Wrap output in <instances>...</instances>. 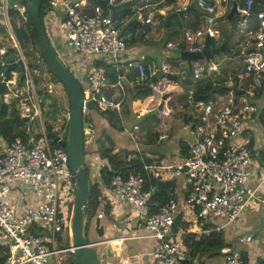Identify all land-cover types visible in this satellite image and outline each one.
I'll use <instances>...</instances> for the list:
<instances>
[{"label": "built area", "instance_id": "1", "mask_svg": "<svg viewBox=\"0 0 264 264\" xmlns=\"http://www.w3.org/2000/svg\"><path fill=\"white\" fill-rule=\"evenodd\" d=\"M120 1L131 2L127 19L114 15L108 7L98 4L89 7L85 0H47L48 9L43 18L45 29L50 27L51 21H55L65 45H70L82 62L79 67L71 61L70 66L76 78L85 79L81 84L83 113L89 114L88 103H92L100 113H119L125 99V84L147 85L152 91L166 96L153 109L158 110V115L171 118L167 93L169 88L179 85L180 79L177 74L169 72L168 61L173 59L175 51L180 55L182 51L201 53L209 48L208 40L218 34L214 29L218 5L213 0H189L181 7L180 10L184 11L188 6L195 5L201 11L202 23L194 29L183 28L176 42L167 41L165 48L170 55L167 52L163 60L156 62L144 52L130 51L122 34L129 20L135 19L142 24V33H145L146 26L159 22L155 13L147 12L151 3L148 0ZM108 4H115V0H108ZM252 4L253 0L237 2L233 14L236 19L233 23L229 21V28L240 35L238 57L242 60V68L225 79V93L219 101L196 104L200 108L195 116L192 138L189 139L188 156L166 163L143 162V170L152 179L166 182L183 179L182 183H175L168 192V200L157 205L155 210H152L155 203L151 201L154 186L144 189L140 171L127 176L121 173L114 175L110 187L105 189L119 196L128 206L130 213L127 220L139 232L134 238L143 237L151 241L152 264H179L189 259L183 239L185 236L190 233L208 234L229 226L250 202L258 207L264 205V175L254 180L252 163L256 160L249 142L250 131L256 123L252 117L256 106L251 101L264 85V11L253 13ZM16 5L22 8L18 0ZM10 11L7 0H0V27L6 30L15 45L18 59H22L12 33ZM55 12L61 13V17L57 18ZM1 47L0 59L7 50ZM95 60H102L110 68L106 71L102 65L97 66ZM201 63L207 67V77L221 73H213V63L200 59L191 61L190 65L178 62L179 66H183L178 75L181 79L185 78L187 67L191 66L193 75L198 77ZM0 64L3 66L4 63ZM25 74L32 85L27 67ZM9 78L5 83L7 89L12 90L16 81ZM3 80L4 71L0 72V81ZM118 90L122 92L121 97L116 96ZM2 100L4 102V95ZM145 113L147 111L141 109L138 115ZM32 119L30 117V121ZM30 128L27 127V134ZM39 134L35 137L30 132L26 138L17 137L9 144L0 139V246L5 257L4 264H47L50 257L55 264H59L60 254L72 256L71 219L75 181L69 158L65 148L49 137L43 124ZM56 135L63 138L65 134ZM134 158L129 154L127 160ZM105 165L103 161L99 168ZM60 187L69 195L65 200L60 199L65 196L60 194ZM70 191H74V196L70 197ZM62 202L63 208L68 206L65 212L61 210ZM181 207L191 210V221L197 226L173 229ZM95 217L104 218V212H97ZM127 229L116 226L113 232L103 226L102 239L90 244L97 248L106 244L118 256V246L131 238L126 235ZM61 233L66 234L67 246L56 245V237ZM7 239L11 242L5 248ZM254 239L249 234L237 237L239 242L251 243ZM231 246L227 244L219 251L225 264H264L263 250H254L250 259H244L241 252ZM260 246L264 249V234ZM194 264H201V259H196Z\"/></svg>", "mask_w": 264, "mask_h": 264}, {"label": "trees", "instance_id": "2", "mask_svg": "<svg viewBox=\"0 0 264 264\" xmlns=\"http://www.w3.org/2000/svg\"><path fill=\"white\" fill-rule=\"evenodd\" d=\"M93 1V0H91ZM171 1V0H168ZM233 1V0H232ZM238 4L242 3L244 0H236ZM117 3H120L121 6H123V11H121V14H114L113 10H110L114 15H118L122 19H127L130 16V10L129 5L131 2H121L120 0H116ZM20 6L25 5V0L19 1ZM192 8H189L188 6L187 10L184 11H191L197 16L198 19H196L193 29L197 28L199 24V18H201V11L195 6L191 5ZM48 9V3L47 0H43V3L40 8V16L41 19L44 18L46 11ZM252 11L253 13H257L259 11H264V0H253L252 4ZM234 15L231 18V23H233ZM10 23H11V29L12 33L15 37V40L17 42V45L19 47V50L23 57L28 58L27 67L31 71L30 74L33 83L38 82L41 79H44V73L50 75V80L54 82H59L56 76L49 70L48 66L46 65L41 50L39 48L38 44V37L33 27V21L32 18L28 13H16L14 11H10ZM170 26V23L167 27ZM144 28L142 24H140L137 20H129L126 27L123 29L122 34L125 37V41L127 44L131 45L133 43H138L139 40L143 41V38L148 33L149 26H146L145 33L141 32L140 28ZM161 27H165V19L161 21ZM181 27H189L188 21H185L182 23ZM57 27H55L56 29ZM192 29V27H191ZM0 34L5 35L6 30L2 27H0ZM57 36H60L58 33ZM61 38V36H60ZM225 42V49L224 53L231 56L234 55L231 52V46ZM212 44H214V41L212 39L208 40L207 47H210ZM5 46L6 52L0 59V63H13L18 60V57L16 54H18V51L13 45V43H7L3 38H0V47ZM219 46V45H218ZM24 49V52L22 51ZM143 51H138V53ZM145 53V52H144ZM177 52L175 51L172 56L176 58ZM148 55V54H147ZM152 59V58H151ZM71 61H75V65H80V63L76 62L75 56L72 57ZM68 62V66H70V63ZM78 63V64H77ZM95 64L102 65L104 69L107 71L108 68H110V65L105 66L102 62V60H95ZM201 74L198 77H195L193 75V69L192 67H187L186 70V76L185 78L181 79L182 77L180 75H176L180 79V83L175 88H169L167 95L170 97L168 105L169 108L172 111V115L177 121H179L183 126H187L190 123V129H193L194 122H195V116L199 110V106H196V104L199 103H210L219 101L220 98L224 95L225 90L223 83L225 82V79L228 78L230 73H236L240 71L242 68V65L239 68H233V70L230 72L229 70H223L221 73L217 76H206L207 74V67H205V63H201ZM79 66V67H80ZM38 70V72L35 69ZM4 70V67L0 64V72ZM28 70V71H29ZM14 71L19 72V78L17 81V84L19 87H23L26 81V74L25 70H22L18 65L14 68ZM37 72V74H36ZM30 73V72H29ZM46 74V76H47ZM42 82V81H41ZM64 88V87H63ZM65 90V88H64ZM125 99L123 100L122 109L119 113L115 114V112L112 113H100V118L106 119L109 127L112 130L116 131H123L125 129L124 122L122 119L125 118V121H128L127 124L129 127L132 126V118L139 116V110L145 109L147 113H145L142 116H139L138 121L143 123L141 125V132L144 131V133H149V130L151 128V124H155V126H158L166 121H168L167 117L158 115V110L153 109L155 108L159 103H161L164 99L163 95H160L154 91H152L150 88H148L147 85H128L125 84ZM7 89L0 90V139L4 141V143H11L15 138L21 137L22 139L26 138L30 132L33 136L39 137L40 130H33L30 128L29 134H27V127H28V121H24L23 117L20 115L19 110L16 108L15 103L17 102L18 96H13L11 101L9 103H5L2 100V96L7 93ZM66 91V90H65ZM39 96L42 94L40 91H38ZM46 95L48 96V93L46 92ZM264 97V85L262 88L258 91V95L255 97L251 103L256 106V110L253 114V120L256 122L254 126L258 128L264 127V104H261L260 101ZM192 102V103H189ZM53 106V114L58 112V107L56 106L55 100H52ZM40 106H43V102H41ZM68 110H70V102L68 98ZM129 115V116H127ZM120 116V117H119ZM135 119V118H134ZM65 121V120H64ZM147 122V123H144ZM66 127L67 122L65 121ZM45 131L47 133H51L52 126L47 124L45 125ZM182 128V126H181ZM99 135L96 138V143L99 145L98 148L95 150V153L99 156L100 159L104 160L106 162V165L102 168H99L98 170V178L91 181L89 170L85 165L86 173L89 177V193H88V201H87V223L91 220V218L94 216L98 203L100 202L99 197L102 196V188H109L111 184L112 177L118 173H121L123 176H127L129 173H137L141 172L142 178L144 181V189L147 190L149 185L154 186V190L151 193V201L155 203L153 205L152 210H155L158 206L161 205L164 202L168 200V192L169 190L175 185V182L171 181H159L157 179H152L150 175L143 170V162L145 164H151L155 159L148 158L147 156L140 155L138 152L132 149H128L125 147H117L118 151L116 150V145L114 144V139L111 138L110 135H105V140L110 142L108 146H102L105 145V142L103 141L102 135L105 132V128H101L99 130ZM181 135H182V131ZM65 135H66V128H65ZM153 137L149 138L148 141L151 143H155L156 139L158 138V135L153 132ZM102 138V140H101ZM192 136L190 137V139ZM163 139L166 140V137ZM161 142L162 139H159ZM190 141V140H189ZM189 141H186L183 139L182 136L177 139V148L181 156H188L189 154ZM250 145L253 146V152H254V159L262 162L263 161V155L264 152L261 147H258L256 143H254L253 138H250L249 140ZM113 143V144H112ZM158 143V141H157ZM64 149V148H63ZM264 149V148H263ZM119 153H122L123 155H119ZM84 154L86 155V152L84 151ZM129 154H135V158L131 161L127 160V157ZM164 157V154H161L160 158ZM110 208L109 205L104 206L105 211H108ZM86 223V224H87ZM197 226L194 222H183L181 221V215H178L176 222L174 224L173 229L177 230L181 227H188V226ZM184 244L187 247V252L190 254V258L187 260H182L179 264H192L193 258L196 256H201L203 254H213L220 251L221 248H223L225 245H227L226 238L223 235V232L221 231H212L208 234H202L199 238L196 237L195 233H190L184 238ZM241 256L244 259L246 258V254L241 253ZM5 257L2 253V246H0V264H4Z\"/></svg>", "mask_w": 264, "mask_h": 264}, {"label": "rangeland", "instance_id": "3", "mask_svg": "<svg viewBox=\"0 0 264 264\" xmlns=\"http://www.w3.org/2000/svg\"><path fill=\"white\" fill-rule=\"evenodd\" d=\"M18 1H21V0H18ZM55 14H56L57 18L61 17V13L58 14L55 12ZM223 19H224V22H220L218 24V26L221 29V30H219V32L221 31V38H222L221 40L219 39V41H218V43H220V44L224 42V38H225L224 34H227L228 36H230V34L235 32L234 30L230 31L229 29L225 31V28L227 25L226 20H228V18L225 15H223ZM235 19H236V17L234 16L233 20H235ZM228 23H229V21H228ZM55 27H57V23L55 21H51L50 27L46 29L47 35H54L56 37V35H58V30H57V28L55 29ZM7 34L8 33H6L5 35L0 34V38H3L5 40V42H7V43H11L12 41H11L9 35H7ZM53 41L57 42L58 40H53ZM15 42H16V40H15ZM16 44H17V42H16ZM1 48H6V47L2 46ZM54 49L57 52L60 59L64 62V64L71 70V72H72V67L68 66L67 64L69 61L72 60L73 56H75L76 62L82 63L79 56L76 55L66 45H62L61 48H56L54 46ZM22 51L24 52V49H22ZM16 56L18 57L19 54H16ZM223 57H224V52H221L220 54L215 55L213 57V59L210 61V63H216V62H218V60L222 61ZM157 59H158V57L155 58V60H157ZM21 60L23 61L24 66L26 68L28 58L26 57V59H25V57H23V55H22ZM169 60H170V61H168L169 72H171L173 74H178L180 71V68L183 67V66H179L178 62L185 64V65L191 64V63L187 64L186 61L183 60L181 58V55H179V54H177L176 58L174 56L173 59H169ZM27 69H28V67H27ZM33 69H35V68H33ZM23 70H25V69H23ZM35 70L38 72L37 69H35ZM76 70L80 73V71L78 69H76ZM29 72H30V74H33V75L35 74L33 72L31 73L30 70H29ZM37 72H36V74H37ZM46 74L44 73L45 78L41 79L42 82L39 80L38 82L32 83V85H31V83L27 79L25 81L26 85H24L23 87H19L17 84V81L19 78V72L12 70L9 74V77L12 78V80H15L16 83L13 86V88H11L12 90H9L6 88L8 91L6 94H4V97H5L4 102L5 103L9 102L10 99H12L14 95H17L18 99H17V102L15 103V106L19 110V113L21 116L28 117V124H29L28 126H30L31 129L39 131L42 128V124L44 127H45V125L49 124L52 126L53 133H55V134L59 133L61 135H64L65 134V128L67 130V127H66V124H65V121H64V118L62 115L69 111L68 110V95H67V92L64 90V88L60 82H54V81L50 80V78H51L50 75L47 74V76H46ZM77 79H78V82L80 84L85 82L84 77H82V78L77 77ZM32 86H33V88H32ZM38 91H40L42 93L40 96L38 94ZM46 92L48 93V96L46 95ZM52 100H55L56 106L58 107V112L55 114H53V112H52V110H53V106L51 105ZM41 102H43V106H40ZM108 113H112V111H110ZM108 113H106V114H108ZM115 114H117V113L115 112ZM89 116H91V118L93 119V121L95 123V128L93 130V133H91V138L87 139L86 143H85L84 151L86 152L87 155L92 153V151H94V153H95V150L98 148L97 145H99V143L98 144L96 143V138L99 135V132H100L99 130L101 128H105V132L102 135V138H103V141L105 142V145H103V143H102V146H108L110 144V142L105 140V135H110L112 139H114V137L117 138V141L116 142L114 141L116 148L125 146V148H128V149H132V150L136 149V152H138L140 155L146 156V154L148 153L147 155L150 158H151V153H150V150H147L148 149V148H146L147 146H152V148L155 149L154 151H156L158 153L170 155V153L172 151H174L175 145L177 146V139L181 136L180 131H182V133H183L182 137L186 141H188L187 139L191 137L192 131H193V129H190V123L187 126H183L173 116L171 118H168V121H166V122H164L158 126H155V124H151V128L149 130V133H144V131L141 132L140 129L142 128L141 125L143 123L138 121V120H140V119H138L139 116L136 117L135 115H132V116H134L135 119L134 118L131 119L132 120V122H131L132 126L131 127L128 126V124H127L128 121H125V118L122 119V121L124 122L125 129L123 131H120V132L116 131V130H112L109 127L106 119H104V118L102 119V118H100V115L99 116L97 115L96 109L90 111ZM127 116H129V115H127ZM30 117L33 118L31 121H30ZM144 123H147V122H144ZM181 126H182V128H181ZM262 131H263V129H260V128L254 126V128L252 130V134L254 136L258 137L259 141H261V140L263 141L262 134H261ZM153 132H155L158 135V138L156 139L155 143H151L148 141L149 138L153 137L152 136ZM248 135L249 134L247 133V136ZM161 137H166L165 142L161 143L159 141V139ZM102 138H101V140H102ZM128 141H129V143H128ZM157 141H158V143H157ZM134 147H135V149H133ZM131 155L135 156V154H131ZM94 163L98 165L99 162L95 161ZM85 165L89 170L91 181L98 178L97 172L90 170L88 160L85 161ZM252 165H253L254 171H257V169H258L257 164H255V162L253 161ZM61 193L65 194V196L60 197V199L65 200L69 197L66 190L62 187H60V194ZM69 193H70V197L74 196V191H70ZM62 205H63V202L61 204V210L63 212L67 211L68 206L66 208H63ZM258 211H259V207L254 202H250L246 206V208L244 209V212H243L244 215L241 216L242 218H240V220L235 221L233 224L229 225L227 228L235 229V227L237 226L238 223L241 226V228L242 227H249L250 224H252V226H253L252 228H254V227L257 228L256 227L257 226L256 220H258V215H259ZM262 211H263L262 214L264 217V205L262 207ZM222 222H224V220ZM126 223L123 222L121 224V226L124 229H127V227H126L127 225L125 226ZM128 230L130 232V228ZM240 233L241 232L238 231L235 234H240ZM85 234L87 235L89 242H96V241H100L102 239V236L99 237L97 235L93 220L92 221L90 220L86 224ZM130 234H131V232H130ZM263 234H264V232H263ZM10 242H11V240H8V239L6 240V242L4 244L5 248H6L7 244ZM135 242H136L135 240L126 242V245H129V247H130L129 253L134 252L132 250V247L134 246ZM67 244H68V239L66 238V234L65 233L58 234L56 237V245L58 247H64V246H67ZM235 244H236V249L238 251L240 248L246 247V245L240 243L238 240H235ZM106 247L107 246H100L98 248L92 247V249L97 252L99 258L103 261L101 264H107L108 263L106 251L104 250ZM138 252H139V250L136 248L135 254H137ZM59 257H60L59 264H72V256L71 255L60 254ZM195 259H201L202 264H220V263H224V261H225L223 255L220 252L213 253V254H203L201 256L198 255L195 257ZM112 262H113V264H117L118 260L116 258H114V259H112ZM47 264H55V263H54L53 259L50 257V258H48ZM192 264H194V263H192Z\"/></svg>", "mask_w": 264, "mask_h": 264}, {"label": "crops", "instance_id": "4", "mask_svg": "<svg viewBox=\"0 0 264 264\" xmlns=\"http://www.w3.org/2000/svg\"><path fill=\"white\" fill-rule=\"evenodd\" d=\"M86 3L88 4V6L90 7L93 4H96V0H85ZM151 3V7L148 9L147 12H151V13H155V16L158 18L159 22L157 21L156 24L154 25H149V30L148 33L145 35V37L143 38V41H140L138 43H133L131 45H128V48L130 51H143L146 54H148V56L150 58H152L153 60H155V58L158 57L157 60H155L156 62L163 60L167 54V50L165 48V44L167 41H173L176 42L178 35L180 34L181 30L185 27H181L182 23H184L185 21H188L190 28H193L194 23L196 22L195 20L198 19L197 16H195V14L193 12L189 11H181L180 8L187 5L189 0H148ZM214 2L217 3L218 7H217V11H216V19H215V23H214V29H216L218 31V34L215 38H213L212 40L214 41V45L215 47H218V45L220 43H218L219 39L221 40V31L219 32L220 27L218 26V24L220 22H224L223 19V15H225L227 17V14L229 13L230 9L229 6L232 5V0H213ZM113 6V11L114 14H121L120 12L123 11V6H121L120 3H117L115 0V4L112 5ZM191 8V6L189 7ZM172 14V16L169 19V22L167 25H165L166 28H162L161 27V21L163 19H165L166 22V16ZM227 21V25L225 28L226 30H230L233 31L232 29L229 28L230 24L228 23L229 20ZM170 23V26L167 27ZM202 23V18H199V24L198 26H200V24ZM197 26V27H198ZM51 44L53 45V47L55 46L56 48H61L62 45H65L64 41L62 40V38H60V36L55 37L54 35H48ZM224 41H226V43H228L231 46V52L234 55H227L224 53V57L223 60L220 61L218 60V62H216V64H212L213 65V70L215 72L213 73H220L223 70H229L230 72L233 70V68H239L242 65V60L238 57L239 54V47H238V41L240 39V35L236 34V32H233L232 34H230V36H228L227 34H224ZM53 40H58L57 42H54ZM221 44H225V42L221 43ZM220 44V45H221ZM170 55V52H168ZM173 58V57H172ZM231 74V73H230ZM117 97H121L122 96V92L120 90L117 91ZM260 103H264V97L261 99ZM263 129L262 131V139L263 141H259L258 137L254 136L252 134V130L250 131V138H253L254 143H256V145L258 147H261L264 143V127L260 128ZM183 135V133H182ZM181 135V136H182ZM162 139L161 143L165 142V139ZM179 139V138H178ZM190 138H188L187 140L189 141ZM115 142L117 141V138L114 137ZM128 140V139H127ZM86 143V141H85ZM121 143V142H120ZM129 143V141H128ZM118 144V143H117ZM162 145V144H161ZM252 146V145H251ZM125 147V146H122ZM131 147V146H130ZM135 148V147H134ZM146 148H148L147 150H150L151 153V158L155 159V161H158L159 163H166V162H170V161H175L177 158H179L181 155L177 149V146L175 145V149L174 151H172L170 153V155L164 154V157L160 158L162 153H158L156 151H154L155 149L152 148V146H147ZM263 152H264V147H261ZM118 149V148H116ZM94 150V149H93ZM148 154V153H147ZM146 154L147 157H149ZM170 156V157H169ZM150 158V157H149ZM88 160L89 162V167L90 170L97 172L98 174V170L100 167V163L103 162L104 160L100 159L99 156L97 155V153H94V151H92V153H90L89 155H85V161ZM97 161L99 162L98 165L95 164L94 162ZM255 164H257V171L254 172L255 177L254 180H258L261 176L264 175V155H263V161L259 162L256 160ZM183 179H179L177 180V182H175L177 185H180L182 183ZM106 188H102V196L99 197L100 202L98 203V207L97 210L94 214V216L91 218V221L93 220L94 225H95V219H96V213L99 211H103L104 212V218L99 219L100 221V225L107 227L108 230L110 231H115V227L116 226H121V224L123 222H127L125 224V226L129 229L130 228V232L128 231V233H126V235L128 238L126 239L123 244L121 246H118L120 254L117 256L115 255V253H113L112 251L110 252L111 255H107V248L108 246L106 244H104L103 246H107L104 250L106 251V256L108 258V263L107 264H113L112 259L116 258L118 260L117 264H152L153 260L151 257V241L148 238H134L135 235H138L139 232L135 231V225H133L131 222H129V220H127V217L129 215V208L128 206H126L122 200L120 199L119 196L114 195L113 193H111L109 190H105ZM182 192V190H181ZM183 194V192H182ZM109 205L110 208L108 211H105L104 206ZM73 206H74V202H73ZM262 209V207H261ZM73 210V208H72ZM244 212V210H243ZM242 214L235 220H240V218H242L241 216H243L244 214ZM263 213V211H262ZM183 222L184 220H186L185 222L189 223L192 222V212L189 208L187 207H181V213H180ZM263 215V214H262ZM98 219V218H97ZM243 220V219H242ZM241 220V221H242ZM234 221V222H235ZM233 222V223H234ZM258 220H256V225H257ZM220 223V221L218 222ZM232 223V224H233ZM133 225V226H132ZM231 225V224H230ZM132 226V227H131ZM228 226H226L225 228H222L221 233L223 232L224 237L226 238V242L228 245H232L231 247H233L234 249H236V244H235V240H237L236 235L238 231H240L241 233L249 231V230H255L256 228H252V224L249 225V227H242L239 225V223L237 224V226L235 227V229L232 228H227ZM257 227V226H256ZM186 228H193L191 225L186 227ZM204 228H206V226H204ZM241 228V229H240ZM127 229V230H128ZM243 230V231H242ZM203 234H207V233H203ZM116 235V234H115ZM202 234H196V237L199 238ZM135 240V244L132 247V250L134 251L133 253H129V245H126L127 241H133ZM256 237L254 239L253 242H240L244 245H246V247L240 248L239 251L241 253L246 254V258L250 259L252 257V254L254 252V250H263V247L260 246V244L256 243ZM138 249L139 252L137 254H135V249ZM194 260L192 261L193 263L196 262V259L193 258ZM202 264V261H201ZM220 264H225V263H220Z\"/></svg>", "mask_w": 264, "mask_h": 264}, {"label": "water", "instance_id": "5", "mask_svg": "<svg viewBox=\"0 0 264 264\" xmlns=\"http://www.w3.org/2000/svg\"><path fill=\"white\" fill-rule=\"evenodd\" d=\"M17 0H7V5L11 11L17 14L28 13L33 21V27L38 37V44L41 50L43 59L48 66L49 70L56 76L58 81L65 88L69 102L70 110L64 113L62 116L67 122V130L64 138H60L55 133H48L53 142L57 143L60 147L65 148L70 168L73 173L75 181V200L72 210L71 219V246L72 251V264H101L96 251L92 249V246L85 234V226L87 222V201L89 193V177L85 170V154L84 147L85 141L91 138V133L95 128V123L89 114L82 112V90L81 84L77 78L73 75L71 70L60 59L55 51L51 41L46 33L43 19L40 16V8L43 0H25L23 8L19 9L16 5ZM108 0H96V4L102 7H108L113 9L112 5H107ZM237 1L233 0L231 9L227 14V18L230 21L236 7ZM192 8V6H191ZM172 14L166 16L165 25L168 24ZM70 48V45H68ZM225 49V44H221L215 47L212 44L209 48L201 53H193L188 51H182L180 53L181 58L190 64L191 61H197L205 59L206 63L211 61L213 57L220 54ZM18 65L22 70L25 69L24 63L21 59H18L13 63H4V80L0 81V90L6 89V81L9 78V74ZM161 75V74H160ZM166 98V96H164ZM90 111L95 109L92 103L87 104ZM24 121H28V117L23 116ZM259 215L257 228L255 230H249L236 235H253L256 237V243L262 244L263 229H264V217L262 215L261 207H259ZM95 230L99 237L103 236V226L100 225L99 219H95ZM108 246V245H107ZM110 246L107 248V255L110 254Z\"/></svg>", "mask_w": 264, "mask_h": 264}, {"label": "flooded vegetation", "instance_id": "6", "mask_svg": "<svg viewBox=\"0 0 264 264\" xmlns=\"http://www.w3.org/2000/svg\"><path fill=\"white\" fill-rule=\"evenodd\" d=\"M95 109H96V108H95ZM96 110H97V109H96ZM97 115H98V116L100 115L98 110H97ZM64 137H65V135H64ZM64 137H63V138H64Z\"/></svg>", "mask_w": 264, "mask_h": 264}, {"label": "clouds", "instance_id": "7", "mask_svg": "<svg viewBox=\"0 0 264 264\" xmlns=\"http://www.w3.org/2000/svg\"><path fill=\"white\" fill-rule=\"evenodd\" d=\"M182 11V10H181ZM43 22H44V20H43ZM46 30V29H45ZM16 62V61H15ZM4 71V70H3ZM23 117V116H22ZM53 133V132H52Z\"/></svg>", "mask_w": 264, "mask_h": 264}]
</instances>
